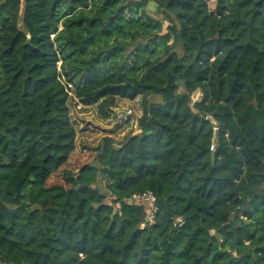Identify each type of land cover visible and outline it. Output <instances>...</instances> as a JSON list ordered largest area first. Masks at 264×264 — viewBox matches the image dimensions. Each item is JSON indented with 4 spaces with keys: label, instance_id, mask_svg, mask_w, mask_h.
<instances>
[{
    "label": "trees",
    "instance_id": "obj_1",
    "mask_svg": "<svg viewBox=\"0 0 264 264\" xmlns=\"http://www.w3.org/2000/svg\"><path fill=\"white\" fill-rule=\"evenodd\" d=\"M0 264H264V0H0Z\"/></svg>",
    "mask_w": 264,
    "mask_h": 264
},
{
    "label": "rangeland",
    "instance_id": "obj_2",
    "mask_svg": "<svg viewBox=\"0 0 264 264\" xmlns=\"http://www.w3.org/2000/svg\"><path fill=\"white\" fill-rule=\"evenodd\" d=\"M205 1L210 9L214 8L216 0ZM148 13L152 18H159L153 4L148 5ZM193 98H195L194 94ZM116 106L121 109V114L115 113L113 109L106 114H101L96 106L85 107L77 103L75 99H69V117L76 131V144L69 161L63 168L76 170L81 164L90 162L92 148L104 137H112L115 141L120 142L128 133L135 130L136 120L141 116L140 98L137 97L123 105L117 103ZM49 183H61L60 171L49 179ZM150 221L151 217H148L146 222Z\"/></svg>",
    "mask_w": 264,
    "mask_h": 264
},
{
    "label": "water",
    "instance_id": "obj_3",
    "mask_svg": "<svg viewBox=\"0 0 264 264\" xmlns=\"http://www.w3.org/2000/svg\"><path fill=\"white\" fill-rule=\"evenodd\" d=\"M207 120H209L213 126H216L215 122L210 117H207ZM217 139H218V130L214 127V134H213V138H212V145L215 148L218 146ZM212 157H213V154H212Z\"/></svg>",
    "mask_w": 264,
    "mask_h": 264
},
{
    "label": "built area",
    "instance_id": "obj_4",
    "mask_svg": "<svg viewBox=\"0 0 264 264\" xmlns=\"http://www.w3.org/2000/svg\"><path fill=\"white\" fill-rule=\"evenodd\" d=\"M129 113V112H128ZM213 148H214V146L213 145H211V147H210V150H213ZM135 198H140V199H142V200H144V201H146V202H148L149 204H153V202H154V197H153V195L151 194V193H147V194H145V195H143V196H141V197H135Z\"/></svg>",
    "mask_w": 264,
    "mask_h": 264
},
{
    "label": "crops",
    "instance_id": "obj_5",
    "mask_svg": "<svg viewBox=\"0 0 264 264\" xmlns=\"http://www.w3.org/2000/svg\"><path fill=\"white\" fill-rule=\"evenodd\" d=\"M125 102H128V100H125V99H117L116 104H117V103H121V104L123 105ZM112 109H113V110L115 111V113H117V114H121V113H122L121 109H118L116 105H115V107L112 108ZM124 114H125V113H124Z\"/></svg>",
    "mask_w": 264,
    "mask_h": 264
}]
</instances>
